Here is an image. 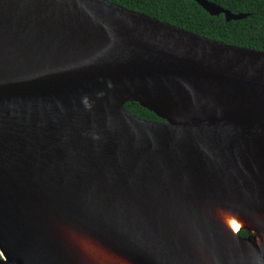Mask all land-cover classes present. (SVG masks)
<instances>
[{
	"label": "water",
	"instance_id": "1",
	"mask_svg": "<svg viewBox=\"0 0 264 264\" xmlns=\"http://www.w3.org/2000/svg\"><path fill=\"white\" fill-rule=\"evenodd\" d=\"M85 243L264 264V51L110 0H0V264H105Z\"/></svg>",
	"mask_w": 264,
	"mask_h": 264
},
{
	"label": "trees",
	"instance_id": "2",
	"mask_svg": "<svg viewBox=\"0 0 264 264\" xmlns=\"http://www.w3.org/2000/svg\"><path fill=\"white\" fill-rule=\"evenodd\" d=\"M126 8L228 44L264 51V0H210L246 17L227 21L224 14L208 13L195 0H110ZM129 112L149 121H164L138 102L126 104ZM240 235L248 232L242 230Z\"/></svg>",
	"mask_w": 264,
	"mask_h": 264
},
{
	"label": "bare ground",
	"instance_id": "3",
	"mask_svg": "<svg viewBox=\"0 0 264 264\" xmlns=\"http://www.w3.org/2000/svg\"><path fill=\"white\" fill-rule=\"evenodd\" d=\"M232 215H235L240 221L243 222V225L245 227L246 225V222L242 219V217L236 215V214H232V213H221L219 216H220V219L222 221V223L224 224V226L230 231L233 233V231L228 227V220H230L232 218ZM72 237H75V234L74 235H71ZM83 251H88V253L92 256V258H97L98 259V262H103L105 264L111 262V263H117L118 264H129V263H126V262H122L123 260H125L124 258L120 257L121 259L119 258H116L112 255H110L107 250H105L103 247L101 246H98L97 244L94 245V244H91V243H85V245L82 246L81 248Z\"/></svg>",
	"mask_w": 264,
	"mask_h": 264
},
{
	"label": "clouds",
	"instance_id": "4",
	"mask_svg": "<svg viewBox=\"0 0 264 264\" xmlns=\"http://www.w3.org/2000/svg\"><path fill=\"white\" fill-rule=\"evenodd\" d=\"M228 227L233 231L234 234H239L244 227L243 222L240 221L235 215H232V218L228 220Z\"/></svg>",
	"mask_w": 264,
	"mask_h": 264
}]
</instances>
